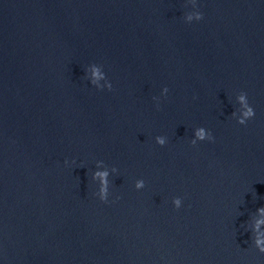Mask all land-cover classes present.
I'll return each mask as SVG.
<instances>
[{"label":"water","instance_id":"95a60500","mask_svg":"<svg viewBox=\"0 0 264 264\" xmlns=\"http://www.w3.org/2000/svg\"><path fill=\"white\" fill-rule=\"evenodd\" d=\"M260 209L264 0H0V264H264Z\"/></svg>","mask_w":264,"mask_h":264},{"label":"clouds","instance_id":"9594fccd","mask_svg":"<svg viewBox=\"0 0 264 264\" xmlns=\"http://www.w3.org/2000/svg\"><path fill=\"white\" fill-rule=\"evenodd\" d=\"M202 18H203L202 15H198L197 16V20H201ZM111 87L112 86L110 85L109 86V89H108L109 91H111ZM167 92H168V89L167 88L163 89V95H166ZM246 97L247 96H246L245 93H243L240 96V101H241V104L243 105V108H244V111L242 113L243 118L242 119H239L237 121V123L240 124V125H245L246 122L248 120L254 118V115H255L253 108L250 107V105L248 103V100L245 99ZM195 136H196V139L191 140V144L193 146H195L198 141L199 142H203L205 140H207L209 142H212L213 141V136H212L211 132H206L204 128H198V130L195 132ZM166 142L167 141H166V138L165 137H162V136L156 137V143L159 146H161V147L165 146ZM67 163L68 162L65 161V164L66 165H67ZM113 172H116V169L115 168H113ZM107 175H108L107 172H97V173H95V176H94V178H97L98 177L100 179V181H101V184L103 185V187L100 190L101 191L100 201L102 203H107L108 202L107 195H106V193H107V179H106ZM143 187H144V182L143 181H139L135 185V188L137 190H139V189H141ZM117 199H119V197H117ZM173 203H174V206H175L176 209H180V207H181V200L179 198L175 199L173 201ZM260 211L261 212H264V209H260ZM260 223H264V221L258 222L257 228H259V224ZM255 243H256V246L259 249V251L261 253H264V240L257 238L256 241H255Z\"/></svg>","mask_w":264,"mask_h":264}]
</instances>
